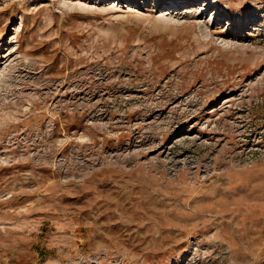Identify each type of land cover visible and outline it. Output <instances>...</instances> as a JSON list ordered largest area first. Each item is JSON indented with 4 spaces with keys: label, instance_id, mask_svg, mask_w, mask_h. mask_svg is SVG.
<instances>
[{
    "label": "rangeland",
    "instance_id": "1",
    "mask_svg": "<svg viewBox=\"0 0 264 264\" xmlns=\"http://www.w3.org/2000/svg\"><path fill=\"white\" fill-rule=\"evenodd\" d=\"M0 264H264V0H0Z\"/></svg>",
    "mask_w": 264,
    "mask_h": 264
}]
</instances>
